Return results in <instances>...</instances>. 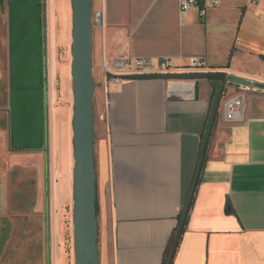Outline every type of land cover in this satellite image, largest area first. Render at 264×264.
<instances>
[{"label": "crops", "instance_id": "0c3cea01", "mask_svg": "<svg viewBox=\"0 0 264 264\" xmlns=\"http://www.w3.org/2000/svg\"><path fill=\"white\" fill-rule=\"evenodd\" d=\"M92 1L102 12L92 30L98 264H165L214 88L200 81L196 96L192 82L106 84L100 62L130 53L183 66L199 57L206 72L264 85V0H219L204 19L195 7L180 13L179 0ZM41 15V0L0 3V264H47ZM71 18L69 0H47L51 264H75L70 74L57 61ZM235 94L246 110L227 123L222 103ZM24 186L44 221L31 263ZM171 264H264V88L225 90Z\"/></svg>", "mask_w": 264, "mask_h": 264}, {"label": "water", "instance_id": "95a60500", "mask_svg": "<svg viewBox=\"0 0 264 264\" xmlns=\"http://www.w3.org/2000/svg\"><path fill=\"white\" fill-rule=\"evenodd\" d=\"M3 0H0L2 3ZM71 45L70 77L73 94L72 105V146H73V243L75 264H98L97 252V209H96V173L94 167V116L93 95L96 84L92 76V0H70ZM42 46L44 57V91H45V205H46V241L47 264H51L50 248V169L48 145V68H47V0H41ZM127 80H162L168 82H192L197 96L200 81H208L214 88L210 110L202 136L198 161L194 171L189 194L179 217L174 241L165 264H171L178 246L186 217L196 188L205 151L211 134L216 114L227 88L240 89L264 85L228 76L220 72L178 73L165 75L130 76Z\"/></svg>", "mask_w": 264, "mask_h": 264}, {"label": "built area", "instance_id": "2783aa9c", "mask_svg": "<svg viewBox=\"0 0 264 264\" xmlns=\"http://www.w3.org/2000/svg\"><path fill=\"white\" fill-rule=\"evenodd\" d=\"M219 0H204V5L199 7V0H179L180 13H184L192 7L198 8L200 19H204L211 8H218ZM92 28H100L102 25V12H92ZM101 74L106 84H121L130 76L165 75L178 73H204L207 64L199 57L186 60L183 66L174 64L171 58H162L153 63L151 60L132 56L130 53H120L111 60L102 58L100 62ZM223 118L227 123H238L243 120L246 110V99L241 94H235L223 100Z\"/></svg>", "mask_w": 264, "mask_h": 264}, {"label": "rangeland", "instance_id": "374dc122", "mask_svg": "<svg viewBox=\"0 0 264 264\" xmlns=\"http://www.w3.org/2000/svg\"><path fill=\"white\" fill-rule=\"evenodd\" d=\"M69 5H70V0H69ZM70 8H71V5H70ZM93 11H96V5L93 4V1H92V12ZM71 14H72V11H71ZM92 30H95V29L92 28ZM70 45H71V43L67 44V46H65V47H60L58 49V52H57L58 63L61 65V64H64V62H65L69 74H70V64H71ZM92 64H93V55H92ZM92 70H93V68H92ZM57 81L59 83V79ZM69 86L71 87L70 75H69ZM59 90H60L59 87H57V92H59ZM58 95H59V93H58ZM69 96H71V103H69L68 106L70 108V115H72V113H73V110H72L73 94H72V91H70V90H69ZM58 98H59L58 99V106H63L60 95ZM9 170L10 169H8L9 177L12 179L15 176L14 170L13 171L12 170L9 171ZM29 174L30 173H23L22 174L23 179L25 181L32 182V180H30V178H31L30 176H32V175L31 174L29 175ZM19 190H21L20 187H19ZM30 190H31V186H26V187L24 186V193H23V195H24V209H25V213H26L25 214V220H24L25 240H26V242L27 241L29 242L28 245H26V256L25 257H26L27 263H31L33 260V254L36 251L38 252V249H37V247H35V244L37 243L38 240H40L39 235H38V233L40 231V226L44 227V221H43L42 217H39V220H40V222H39L38 217L35 214L36 208H35L34 202L32 201L33 194L30 192ZM11 194H13V193L11 192ZM19 196L22 197V194L20 193ZM10 198H11V196H10ZM19 204H20V202H19ZM20 205H19V207H21ZM33 214H35V215H33ZM41 239H42V235H41ZM72 258L73 257H71V259ZM71 264H72V261H71Z\"/></svg>", "mask_w": 264, "mask_h": 264}, {"label": "trees", "instance_id": "16d2710c", "mask_svg": "<svg viewBox=\"0 0 264 264\" xmlns=\"http://www.w3.org/2000/svg\"><path fill=\"white\" fill-rule=\"evenodd\" d=\"M183 211V210H182ZM182 213V212H181ZM181 215V214H180ZM180 217V216H179ZM179 221V220H178ZM177 229V228H176ZM176 233V232H175ZM175 237V236H174ZM174 241V240H173ZM173 244V243H172Z\"/></svg>", "mask_w": 264, "mask_h": 264}]
</instances>
